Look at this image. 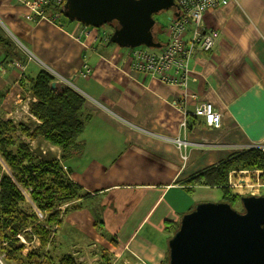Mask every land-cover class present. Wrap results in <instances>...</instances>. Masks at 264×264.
<instances>
[{
  "label": "crops",
  "instance_id": "1",
  "mask_svg": "<svg viewBox=\"0 0 264 264\" xmlns=\"http://www.w3.org/2000/svg\"><path fill=\"white\" fill-rule=\"evenodd\" d=\"M23 1L0 0V119H26L23 105L32 99L27 77L40 70L70 81L84 99L80 149L62 166L90 197L62 217L60 252L81 263L73 248L92 242L120 264H163L181 216L221 194L192 186L190 178L241 150L259 146L264 152V0H225L203 15L217 38L209 52L197 51L190 60L195 80L187 91L195 100L128 62L111 61L126 49L109 43L100 28L27 20ZM197 101L220 113V127L194 115ZM175 138L189 144L177 147ZM33 141L59 157L58 147L40 137ZM63 232L78 238L65 240Z\"/></svg>",
  "mask_w": 264,
  "mask_h": 264
},
{
  "label": "trees",
  "instance_id": "2",
  "mask_svg": "<svg viewBox=\"0 0 264 264\" xmlns=\"http://www.w3.org/2000/svg\"><path fill=\"white\" fill-rule=\"evenodd\" d=\"M48 9L50 13L60 14L56 22L61 25V20L66 18L63 6L50 5ZM156 40L163 43L159 36ZM53 79L46 70L27 77L32 97L28 101L30 115L17 123L12 119H0V158L9 170L5 173L0 167V241H7V246L1 247L5 264H81L71 254L60 252L56 233L62 217L82 208V203L90 197L68 178L62 164L65 157L80 149L78 141L84 127L80 115L84 99L68 86L51 87ZM38 137L58 147L59 157L34 154L29 143ZM252 169L264 174V152L259 148H248L229 156L198 172L190 178L189 184L217 189L222 201L233 207L241 195L230 193L228 175L233 170ZM21 188L27 190L28 199L43 216L42 220L39 221L30 206L25 205ZM63 205L65 207L61 208ZM18 234L28 239L35 235L39 247L23 257L24 246L16 237ZM105 260L104 264H107Z\"/></svg>",
  "mask_w": 264,
  "mask_h": 264
},
{
  "label": "water",
  "instance_id": "3",
  "mask_svg": "<svg viewBox=\"0 0 264 264\" xmlns=\"http://www.w3.org/2000/svg\"><path fill=\"white\" fill-rule=\"evenodd\" d=\"M169 8L178 15L174 0H65L63 15L85 27L113 23L109 41L121 48L158 49L154 15ZM239 202V211L207 201L184 213L168 239L165 264H264V195H242Z\"/></svg>",
  "mask_w": 264,
  "mask_h": 264
},
{
  "label": "built area",
  "instance_id": "4",
  "mask_svg": "<svg viewBox=\"0 0 264 264\" xmlns=\"http://www.w3.org/2000/svg\"><path fill=\"white\" fill-rule=\"evenodd\" d=\"M65 0H24L23 4L29 9L25 18L30 21L44 19L60 26L56 21L60 14L58 12L47 14L45 9L50 5L62 7ZM177 16L169 17L164 29L165 40L157 50L139 46L126 49L124 52H115L110 56L111 61L119 58L123 63L128 62L129 67L137 72L157 78L161 83L178 86L183 89V97L196 99L194 94L187 91L188 81L195 80L189 67L190 60L197 51L209 52L216 41L217 32L206 29L203 23V15L211 8L225 4V0H174ZM36 16V17H35ZM125 49V48H124ZM88 72V66H84ZM53 78H58L65 85L72 88L70 81L60 75L50 72ZM57 80V79H56ZM55 83V82H54ZM73 89V88H72ZM180 108V102H174ZM194 115L202 118L204 124L211 128L221 125V115L213 109L208 102H196ZM182 126L185 122H182ZM177 147L185 148L189 143L185 140L175 138ZM256 147V146H253ZM185 158V156H182ZM64 169V167H63ZM65 170V169H64ZM250 170L231 171L228 175V186L248 185ZM262 171L259 170V173ZM235 190V189H234Z\"/></svg>",
  "mask_w": 264,
  "mask_h": 264
},
{
  "label": "rangeland",
  "instance_id": "5",
  "mask_svg": "<svg viewBox=\"0 0 264 264\" xmlns=\"http://www.w3.org/2000/svg\"><path fill=\"white\" fill-rule=\"evenodd\" d=\"M172 14H173V9L169 8L167 10H162L159 13L154 15L156 23H155V26L153 28V34H154L155 38H156V36H159L160 39L162 40V42H164V40H165L163 30L166 28L167 23H168V19ZM113 25L114 24L112 23L111 25H103L99 28L101 29L102 32L107 33V34H111L112 29H113ZM159 27L161 28V31L158 32ZM153 50H157V49H153ZM18 102H20V99L18 100ZM23 109L27 113L26 117H28L30 114L28 113L27 104L23 105ZM11 119L15 123L22 120V119L18 120V117L11 118ZM29 146H30V149L33 151L34 154H40L42 157H46V158L53 156L52 150H50L51 152L48 151L49 148L44 143H37L36 144V141H31L29 143ZM257 147H259V146H256L254 148H257ZM251 148H253V147H251ZM44 151H46V153H44ZM0 167H1V170L5 171V173H9L7 165H5V163L3 162V160L1 158H0ZM250 171H252V172H250L248 175H246L248 177V185H244L241 187L234 186L233 188L229 187L231 194L241 195V196L242 195H256V196L257 195H264V174H263V172L259 173V170H257V169H252ZM20 190L22 191V193L25 197V203H26L25 205L30 206V209L35 212L37 219L39 221L42 220L43 216L40 215V213H38L37 209H35V207L32 206L30 200L28 199L27 190L23 189V188H21ZM220 201H222L221 194L217 193V192L215 193L213 200H210V202H220ZM64 207H65V205H63L61 208H64ZM233 208L238 210V211L242 210V206H241L240 202H236L234 204ZM28 231L30 232V229H28ZM61 231L62 230H59L57 235H56L57 242L59 240H61V239H59ZM63 233H64L63 238L65 240H73V238L74 239L78 238L77 233H75V232H73V233L63 232ZM16 237L19 239L20 244H22L24 246L23 250H22V256L23 257H25V255L27 253H29L35 247H39V242H38V239L36 238L35 235H31L30 239H28L23 234H18ZM6 246H7V241H2V242L0 241V263H2V264H5V262H3L4 251L1 250L2 249L1 247L4 248ZM71 246H73V245H71ZM97 246H95L91 242L88 245L80 246V247H85L83 249H77L75 247L74 248L72 247V248H73V251L77 252V256H80L82 258V259L80 258L81 264H104L103 260H105V259H107V264H120L118 262H115L116 259H115V256L113 255L112 252H110L111 253L110 254L102 246H98V247ZM166 260H167V257H166ZM166 260L163 262V264L166 262ZM9 264H13V263H9Z\"/></svg>",
  "mask_w": 264,
  "mask_h": 264
}]
</instances>
